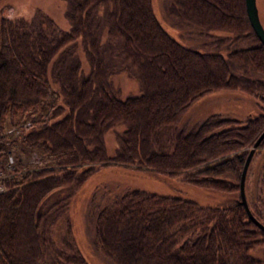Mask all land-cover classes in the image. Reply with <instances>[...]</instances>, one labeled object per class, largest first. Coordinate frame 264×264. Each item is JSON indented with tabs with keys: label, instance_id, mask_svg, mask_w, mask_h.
<instances>
[{
	"label": "trees",
	"instance_id": "1",
	"mask_svg": "<svg viewBox=\"0 0 264 264\" xmlns=\"http://www.w3.org/2000/svg\"><path fill=\"white\" fill-rule=\"evenodd\" d=\"M60 1L66 28L38 9L29 18L0 15V163L12 157L0 190V264H89L63 214L102 164L235 195L228 203L200 204L140 188L120 191L92 216L93 251L107 262L264 263L253 253L264 248V232L238 202L243 159L264 128V46L243 0H168L166 14L191 27L201 48L171 36L152 0ZM116 72L134 80L135 92L120 96L110 79ZM217 89L249 94L261 111L241 120L208 114L187 128L178 125L191 101ZM38 106L33 121L18 124ZM7 117L16 123L9 131ZM11 133L48 163L28 169L5 150ZM256 148H264V134ZM261 152L257 187L245 201L264 226ZM59 218L60 247L52 234Z\"/></svg>",
	"mask_w": 264,
	"mask_h": 264
},
{
	"label": "rangeland",
	"instance_id": "2",
	"mask_svg": "<svg viewBox=\"0 0 264 264\" xmlns=\"http://www.w3.org/2000/svg\"><path fill=\"white\" fill-rule=\"evenodd\" d=\"M167 4L168 0H152L153 11L164 29L175 39L183 42V44L201 48L200 42L203 39L192 36L191 27L179 23L176 19L168 16L165 12ZM255 5L258 18L264 28V0H255ZM61 6L62 2L60 0H0V15L4 17L21 15L29 18L38 9L50 16L58 26L66 28L67 22L62 16ZM214 33L217 32L214 31ZM77 53L81 59L82 67L85 68V62L79 48ZM110 79L118 88L120 96L136 90L134 80L127 77L123 72L112 74ZM34 107L24 112L18 124L23 125L27 121H33V118L37 117V113L33 110L40 109L43 106ZM260 111L259 102L249 94L239 90H211L190 102L181 114L178 125L187 128L195 125L208 114H218L241 120L246 115ZM41 117L39 116L37 119ZM8 119L7 117L4 122V127L9 128L7 131L12 130L13 125H16V123ZM17 139L16 134L11 133L10 141L5 143V150L15 153L28 169L41 167L48 163V160L44 159L36 148L23 146ZM103 139L106 152L110 154L114 144L111 130L104 132ZM256 149L249 158L243 178V193L247 202L252 199L256 190L258 173L263 162V152L261 151L264 148ZM126 188H140L155 193L178 195L192 199L200 204H224L235 197V195H230L228 198L220 191L195 186L179 180L176 176L130 169L116 164L97 165L95 171L75 190L63 214V217L69 223L71 238L89 264H111L103 256L93 251L91 243L92 216L97 207L109 201L115 194ZM62 229V219L54 220L52 234L55 245L58 247H60L59 239L64 237V234H60ZM253 253L258 257L264 256V248H255ZM261 263L264 264L263 262Z\"/></svg>",
	"mask_w": 264,
	"mask_h": 264
},
{
	"label": "water",
	"instance_id": "3",
	"mask_svg": "<svg viewBox=\"0 0 264 264\" xmlns=\"http://www.w3.org/2000/svg\"><path fill=\"white\" fill-rule=\"evenodd\" d=\"M243 5H244V11L246 14V18L248 20V23H249L253 33L255 34L256 38L260 41V43L264 46V28H263V26L260 23V20L258 18L255 0H243ZM263 134H264V128L260 131V133L258 134L256 139L253 141L252 145L249 147V149H248V151H247V153L243 159L241 169H240V173H239V177H238V202L243 206L247 217L259 229H261L264 232V226L260 222H258L250 213V211L246 205V201H245L244 193H243V178H244V173H245L247 163L249 161V158H250L254 148L257 146V143Z\"/></svg>",
	"mask_w": 264,
	"mask_h": 264
},
{
	"label": "built area",
	"instance_id": "4",
	"mask_svg": "<svg viewBox=\"0 0 264 264\" xmlns=\"http://www.w3.org/2000/svg\"><path fill=\"white\" fill-rule=\"evenodd\" d=\"M12 166V157H7L0 163V190L3 189V178L8 174V169Z\"/></svg>",
	"mask_w": 264,
	"mask_h": 264
}]
</instances>
